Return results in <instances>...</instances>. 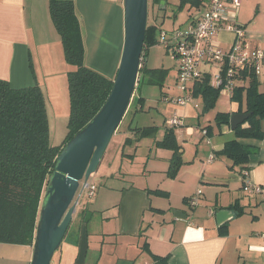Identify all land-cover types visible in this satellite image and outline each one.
<instances>
[{
	"label": "crops",
	"instance_id": "1",
	"mask_svg": "<svg viewBox=\"0 0 264 264\" xmlns=\"http://www.w3.org/2000/svg\"><path fill=\"white\" fill-rule=\"evenodd\" d=\"M73 1L81 18L86 65L114 78L124 44V0ZM199 1V5L189 4L184 26L166 29L157 24L158 43L161 30L184 29L195 15L206 11L209 0ZM238 19L246 25L250 45L264 44V0H242ZM233 39L232 32L219 34L225 49ZM52 45L54 64L48 62ZM174 56L177 85L179 60ZM145 65L151 68L148 54ZM69 66L49 0H0V78L15 88L41 85L52 73L66 78ZM201 69L211 73L212 63L202 64ZM145 78L148 81V75ZM201 81L190 83L194 101L185 106L166 100L182 94L178 86L167 90L163 86L159 98L148 91L155 83H141L135 90L134 98L143 99L137 110L135 103L125 114L114 145L110 146L111 139L98 170L90 176L100 179L88 181L96 185L95 193L83 191L52 264H264V194H248L239 166L231 167L230 158L217 155L236 136L230 124L215 122L220 109L204 112L202 96L194 95ZM238 109V103L232 102L225 112ZM174 116L181 117L174 129L183 147V163L172 177L173 151L158 147L156 141L163 138ZM153 126L150 136L134 130ZM239 141L257 147L250 155L248 174L252 182L264 186V137ZM198 190L199 201L192 206L189 199ZM221 209L231 215L219 222L216 213ZM31 258V245L0 242V264H30Z\"/></svg>",
	"mask_w": 264,
	"mask_h": 264
},
{
	"label": "trees",
	"instance_id": "2",
	"mask_svg": "<svg viewBox=\"0 0 264 264\" xmlns=\"http://www.w3.org/2000/svg\"><path fill=\"white\" fill-rule=\"evenodd\" d=\"M160 1L152 0V4L158 5ZM199 3V0H181L179 7ZM49 12L60 35L65 60L70 65L67 72L70 100L68 131L62 143L52 144L47 99L40 84L15 88L8 80L0 78V242L33 245L41 202L49 177L55 170L58 154L97 114L114 84V78H109L85 63L81 18L74 1L49 0ZM158 30L157 25L148 23L143 64L139 73L142 83L163 85V69L148 68L145 65L148 48L158 44ZM146 75L149 77L148 81L145 80ZM200 79L202 81L197 82L194 95L202 96L204 112H208L216 104L221 92L220 88L211 85L210 72L203 73ZM241 80L242 84L235 87L231 98L239 104L238 112H251V115L234 129L235 139L227 141L217 155L230 158L233 162L231 167L239 166L244 175V171H249L250 155L258 149L241 143L239 138L264 137V79L244 70ZM134 97L133 95L127 112L135 107V103L137 110L143 99L141 96L138 99ZM231 114L220 111L215 116V122L230 124ZM154 128L155 126L134 130H140L142 136H150L154 135ZM174 128L167 126L163 138L156 141L158 147L173 151L169 172L172 177L183 163V147ZM205 130L209 134L210 126ZM221 229L224 232L225 226Z\"/></svg>",
	"mask_w": 264,
	"mask_h": 264
},
{
	"label": "water",
	"instance_id": "3",
	"mask_svg": "<svg viewBox=\"0 0 264 264\" xmlns=\"http://www.w3.org/2000/svg\"><path fill=\"white\" fill-rule=\"evenodd\" d=\"M148 19L149 0H124V44L113 88L97 114L64 145L56 158L41 202L30 264H52L85 185L98 170L135 90L142 83L139 73ZM250 115L251 112L232 113L231 128L243 124ZM216 215L222 222L230 217L231 211L221 209Z\"/></svg>",
	"mask_w": 264,
	"mask_h": 264
},
{
	"label": "built area",
	"instance_id": "4",
	"mask_svg": "<svg viewBox=\"0 0 264 264\" xmlns=\"http://www.w3.org/2000/svg\"><path fill=\"white\" fill-rule=\"evenodd\" d=\"M241 5L242 0H209L206 11L195 15L186 29L161 30L160 43H163L179 60L177 86L182 92L177 97H167V101L178 106H185L194 101L189 85L201 78L202 64L217 65L214 76L211 72L210 83L213 87L220 88L221 93L229 96L233 95L236 82H242L244 70L254 73L259 78L264 75V44L248 43L246 25L238 19ZM222 31L234 34V39L227 49L219 40ZM142 64L143 61L141 66ZM180 123L181 117L178 116L168 120L170 126ZM248 173L244 171L243 189L251 195H263L264 186L252 182ZM85 189L93 195L96 185L88 182ZM200 194L201 190H198L197 194L189 199L192 206L198 203Z\"/></svg>",
	"mask_w": 264,
	"mask_h": 264
},
{
	"label": "rangeland",
	"instance_id": "5",
	"mask_svg": "<svg viewBox=\"0 0 264 264\" xmlns=\"http://www.w3.org/2000/svg\"><path fill=\"white\" fill-rule=\"evenodd\" d=\"M162 1L163 0H161L158 5H153L152 0H149L148 23H155L157 20V23L155 24H158L159 27H163L166 29L172 28L173 24H176L177 27L184 26L186 24L185 21L188 16L187 8L189 4H186L183 8H181L179 7L181 0H164L165 4H163ZM166 13L167 17H164ZM174 13H176L177 15L173 16L172 14ZM158 26L157 28L159 29ZM187 27H184V29H186ZM158 31H160V29ZM31 41L33 47H37V44L35 43L37 41L35 40V38L32 37ZM38 53L39 50L35 49L34 55L37 61L39 60ZM51 53L53 56L48 59V62H53L54 64L56 60L54 58V55H56V49H54L53 45L51 46ZM175 64V56L172 54L171 51L168 50V48L163 43H158L150 46V51L148 52V65L151 68L163 69L162 72L163 76L165 77V79L163 80V85L156 84L153 85L154 87L150 86L149 88L148 84L145 85V89L148 88L151 97H161L163 93H161L160 90H162L163 86H166V90L168 89V87L173 88L177 86L175 76ZM212 69V76H214V73L217 70V65L215 63H212ZM261 78L263 80L264 75H262ZM67 82V76L65 78L62 77V75L52 73L48 76L47 81L45 79L41 84L45 88L47 109L50 118V139L52 144L62 143L68 131L67 123L70 115V101H68L69 90ZM239 84H241V82ZM42 86L41 88L42 90H44ZM232 102L234 101L232 100L231 96L225 93H221L211 111H216L218 109H220L221 111L223 110L224 112L230 111L232 108ZM150 103H152V101H150ZM243 106H245V101H243ZM123 126L124 124L122 125V127ZM115 135H113V137ZM114 141L115 140L110 143L111 147L114 145ZM98 180L100 179L90 177L89 182ZM85 197L86 195L83 196V198Z\"/></svg>",
	"mask_w": 264,
	"mask_h": 264
}]
</instances>
